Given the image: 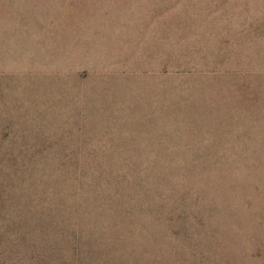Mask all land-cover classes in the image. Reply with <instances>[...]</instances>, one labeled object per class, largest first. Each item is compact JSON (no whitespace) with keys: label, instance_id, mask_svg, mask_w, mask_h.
<instances>
[{"label":"rangeland","instance_id":"obj_1","mask_svg":"<svg viewBox=\"0 0 264 264\" xmlns=\"http://www.w3.org/2000/svg\"><path fill=\"white\" fill-rule=\"evenodd\" d=\"M2 142L0 264H264V0H0Z\"/></svg>","mask_w":264,"mask_h":264},{"label":"trees","instance_id":"obj_2","mask_svg":"<svg viewBox=\"0 0 264 264\" xmlns=\"http://www.w3.org/2000/svg\"><path fill=\"white\" fill-rule=\"evenodd\" d=\"M4 143L7 142L0 143V204L3 210L6 208L3 213V227L11 228L14 225L15 218H12V209H14V205L16 206L19 203L18 201L23 193H21L19 182L22 159H20V152L12 157L7 145ZM10 216L12 219H10Z\"/></svg>","mask_w":264,"mask_h":264}]
</instances>
